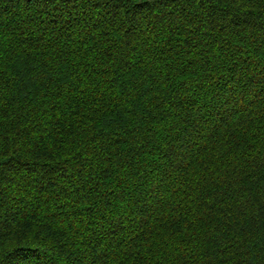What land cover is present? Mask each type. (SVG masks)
<instances>
[{"label": "trees", "instance_id": "trees-1", "mask_svg": "<svg viewBox=\"0 0 264 264\" xmlns=\"http://www.w3.org/2000/svg\"><path fill=\"white\" fill-rule=\"evenodd\" d=\"M0 264H264V0H0Z\"/></svg>", "mask_w": 264, "mask_h": 264}]
</instances>
